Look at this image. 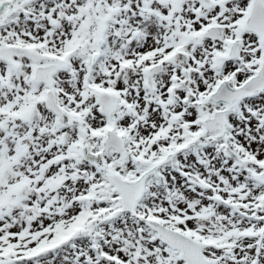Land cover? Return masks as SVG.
Returning <instances> with one entry per match:
<instances>
[{
  "label": "snow or ice",
  "instance_id": "6c2138e0",
  "mask_svg": "<svg viewBox=\"0 0 264 264\" xmlns=\"http://www.w3.org/2000/svg\"><path fill=\"white\" fill-rule=\"evenodd\" d=\"M0 264H264V0H0Z\"/></svg>",
  "mask_w": 264,
  "mask_h": 264
}]
</instances>
